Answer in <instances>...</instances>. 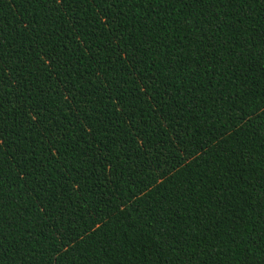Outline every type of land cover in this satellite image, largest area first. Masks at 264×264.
Listing matches in <instances>:
<instances>
[{
  "label": "trees",
  "instance_id": "1",
  "mask_svg": "<svg viewBox=\"0 0 264 264\" xmlns=\"http://www.w3.org/2000/svg\"><path fill=\"white\" fill-rule=\"evenodd\" d=\"M0 264H264V0H0Z\"/></svg>",
  "mask_w": 264,
  "mask_h": 264
},
{
  "label": "snow or ice",
  "instance_id": "2",
  "mask_svg": "<svg viewBox=\"0 0 264 264\" xmlns=\"http://www.w3.org/2000/svg\"><path fill=\"white\" fill-rule=\"evenodd\" d=\"M56 2L59 4V3H61V0H56Z\"/></svg>",
  "mask_w": 264,
  "mask_h": 264
}]
</instances>
